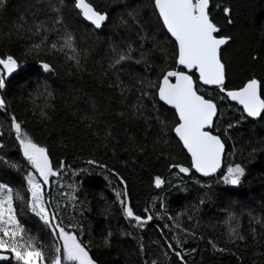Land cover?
I'll list each match as a JSON object with an SVG mask.
<instances>
[{"label":"snow or ice","instance_id":"snow-or-ice-1","mask_svg":"<svg viewBox=\"0 0 264 264\" xmlns=\"http://www.w3.org/2000/svg\"><path fill=\"white\" fill-rule=\"evenodd\" d=\"M69 4L75 16L74 24L69 23L65 16ZM28 6L42 13L46 19L28 27L30 35L27 40L30 42L21 57L0 54V114L4 117L0 120V264H100L93 254V247L111 250L115 233L109 228L101 243L94 244L92 239L85 238L84 225L74 215L65 222V207L70 205L75 210L80 203L77 195L80 184L60 183L71 166L63 160L54 164L50 147L37 140L28 130L27 122L16 114L9 89L14 81L27 82L32 76L38 77L35 87L27 93L28 104L32 115L38 117L39 121H50L49 110L54 92L47 80H40L39 77L42 74L51 76L57 69L51 60L43 57L55 59L63 56L76 69L83 68L91 49L80 45V26L94 30L92 34H95L108 22L109 13L97 7L92 0H35V3L28 0ZM152 7L165 39L157 40L155 35L150 37L145 32L138 10L127 12V19L123 15L119 17L118 27L128 29L131 21V26L137 29L138 43L129 40L111 45L105 72L115 76L116 87L122 96L133 90L137 93L128 119L143 120L146 124L155 120L158 135L154 150L156 144L170 148L174 141L190 157L188 166H185L172 162L176 158L161 151L159 156L170 161L167 165L170 173L188 175L194 170L202 177L218 176L217 182L225 186L238 187L246 169L241 163L234 162L224 167L225 157L235 155V145L231 153L226 150L227 140L231 139L230 131L238 127L242 120H264V76L251 71L238 85L228 87L231 61L226 50L234 37L224 33L223 27L216 21L211 11V0H152ZM215 7L222 11L227 24L234 23L230 7H221L220 4ZM7 11L8 0H0V15ZM25 23V16H18L4 35L9 40L14 34L19 38L18 29L24 27ZM149 40L152 47L146 49L145 44ZM168 48L171 49L170 53ZM157 51L165 57L166 66L157 65L159 70L155 80L130 75V83L125 84L120 79V74L130 63H143L146 67L154 64L153 54ZM169 55L171 65L167 61ZM29 57L35 59V65L28 64ZM248 59L264 72V55L252 52L248 54ZM225 108L239 112L240 118L226 121L221 129L218 121L224 119ZM118 115L124 117L125 113ZM81 120L95 122L87 114ZM88 127L91 128L92 123ZM95 134L100 135L99 132ZM104 136L105 140H115L110 129L104 132ZM130 139L134 141V137ZM11 148L16 149L22 161L10 158ZM135 149L145 151L138 144ZM85 164L99 167L107 173L105 180L110 185L113 179L120 185L118 189H113L112 203L119 206L120 214L134 230L118 228L119 235L138 241V259L133 264H173V258L175 264H189L188 257L197 249L189 251L185 248L188 237L196 236L195 232H189L182 226V217L193 219L187 209L172 215L163 200L154 198L158 203L154 202L138 213L131 203L126 177L96 159H87ZM5 169L23 173L20 187L9 186L11 181L4 179ZM173 170H178V173ZM87 171L89 168L73 170L72 176L78 177ZM170 183L160 174L154 176L153 184L157 189ZM199 204L203 205L204 199ZM25 209L47 229L50 242H44L30 233L26 227L28 217ZM192 209L198 211L199 206L192 205ZM104 212L106 219L112 212V204L107 200ZM79 215L82 216L83 211ZM154 220H167L171 224L156 225L160 228L161 240L153 243L159 252L154 258H149L148 249L139 233ZM226 223L229 224L227 243L246 245L248 237L241 231L240 218L232 212L227 216ZM256 223L264 227L260 220ZM164 229L171 233L170 238ZM252 238L256 239L254 228ZM208 244L214 252L229 251L218 247L212 240ZM232 254L235 255L234 252Z\"/></svg>","mask_w":264,"mask_h":264},{"label":"trees","instance_id":"trees-1","mask_svg":"<svg viewBox=\"0 0 264 264\" xmlns=\"http://www.w3.org/2000/svg\"><path fill=\"white\" fill-rule=\"evenodd\" d=\"M35 3V0H32ZM100 9L109 13V20L102 31L85 28L81 25L80 45L91 49V55L81 69H76L65 61L63 56L43 57L51 60L57 71L48 76L42 74L39 79L47 80L54 92L49 110L52 119L39 121L32 115L28 104L27 93L35 87L38 77L32 76L29 81H14L9 89L12 106L16 114L27 122L28 130L42 144L50 147L54 164L63 160L68 168L60 181L62 184L76 182L80 184L77 195L80 203L75 210L69 205L65 207L63 215L65 222L74 215L84 225L85 238L92 239L94 244H100L103 235L111 228L115 233L111 250L93 247V254L100 264H133L138 259V241L132 237L120 236L117 229L134 231L128 226L127 221L119 212V206L112 203L114 200V188L120 185L113 179L110 185L105 180V173L101 168L88 166L87 159H96L106 164L109 168L118 170L128 182L131 203L138 213L143 208L150 207L157 202L154 198L163 200L168 206L169 213L175 215L178 212L188 210L193 219L182 217L183 227L189 232H195V238L189 236L185 245L187 250L196 248L188 259L189 264H264V227L257 224L260 220L264 223V120L252 122L248 119L241 121L238 127L230 131L231 139L227 140V151H233L235 155L225 157V165L228 163H241L246 169V174L238 187L225 186L218 183V176L204 180L196 176L192 171L188 175L172 174L167 165L170 162L161 151L175 157V161L189 164V157L175 142L170 148H163L154 141L158 135V127L155 120L146 124L143 120H130L132 105L136 103L137 93L121 95L116 87V78L111 73H106L107 62L110 55V47L120 44L122 41L138 43L137 29L131 26L128 29L118 27L119 17L129 11L138 10L139 18L149 36L155 35L157 40L165 38L161 33L157 18L153 14L152 0H92ZM228 6L232 9L231 19L233 24H227L224 14L215 5ZM211 11L216 21L223 27L224 33L234 37L232 44L226 50L230 55L228 87L238 85L251 71L258 76H264L259 65L252 64L248 54L260 52L264 55V0H211ZM65 13L69 23H75V16L68 6ZM35 14V18H33ZM25 16L24 27L19 28V38L14 34L9 40L6 34L12 23L18 16ZM45 16L37 12L35 8H29L28 0H8V11L0 15V54H13L21 57L24 48L30 42L28 27L39 21L45 20ZM146 49L152 47V41L145 44ZM169 53L171 49L168 48ZM154 64L146 67L142 64L130 63L120 74V79L129 84V77L140 76L147 79H156L159 67H165V57L160 52L153 54ZM168 65H171L170 55L167 57ZM28 64L35 65L34 58H28ZM23 84V87H21ZM209 91H212L209 89ZM147 103V102H145ZM93 104L95 107H93ZM149 114H150V105ZM224 119L218 121V126L223 129L226 121H235L240 118V113L223 109ZM124 112L125 116L118 114ZM92 117V121L81 120L83 115ZM0 114V120H3ZM92 123L89 128L88 124ZM112 131L115 140H105L104 132ZM99 132L97 136L95 133ZM134 137V141L130 139ZM107 143V147H105ZM145 148L144 152L135 149V145ZM255 149V151H253ZM10 158L21 160L22 157L15 148L9 151ZM159 157V158H158ZM89 168V171L72 176L73 170ZM5 180L11 181L9 186L20 187L23 173L12 169H5ZM178 173V170H173ZM160 174L166 180L162 189L155 188L154 176ZM199 181V183H197ZM55 194V193H54ZM103 197V199H102ZM204 199V204L199 201ZM105 200L112 204V212L105 218ZM192 205H198L199 210L194 211ZM83 211V215L79 213ZM234 212L240 218L242 233L248 237L247 244L234 245L227 243L229 224L227 216ZM28 217L26 227L30 233L44 242H50L45 229L38 219L31 217L25 209ZM22 218V222H23ZM171 221H153L146 229L139 233L143 237V243L148 249L149 258H154L159 249L153 241L161 240L160 228L164 223ZM198 222V223H197ZM256 231V239L252 238V229ZM178 231V230H177ZM164 232L171 233L167 229ZM135 235V232H134ZM183 235V234H181ZM214 241L218 247L229 249L228 252H214L208 241ZM235 253L233 255L232 253ZM175 264V258H173Z\"/></svg>","mask_w":264,"mask_h":264},{"label":"water","instance_id":"water-1","mask_svg":"<svg viewBox=\"0 0 264 264\" xmlns=\"http://www.w3.org/2000/svg\"><path fill=\"white\" fill-rule=\"evenodd\" d=\"M100 31H102V30H100ZM100 31H97V32H100ZM248 120H250V121H252V122H257L258 120H252L251 118H248ZM186 153V152H185ZM189 159H190V157H189ZM193 172L195 173V171L193 170ZM196 174V176H198L199 178H201V179H204V180H208V179H212L213 177H211V178H209V177H202L199 173H195ZM215 177V176H214Z\"/></svg>","mask_w":264,"mask_h":264},{"label":"bare ground","instance_id":"bare-ground-1","mask_svg":"<svg viewBox=\"0 0 264 264\" xmlns=\"http://www.w3.org/2000/svg\"><path fill=\"white\" fill-rule=\"evenodd\" d=\"M216 177V176H215ZM215 177H213V178H215Z\"/></svg>","mask_w":264,"mask_h":264}]
</instances>
